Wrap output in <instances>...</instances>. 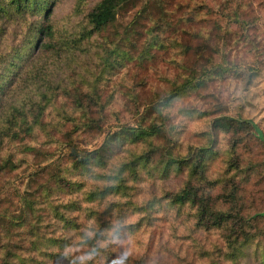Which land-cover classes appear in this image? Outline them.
Here are the masks:
<instances>
[{
	"label": "trees",
	"instance_id": "obj_1",
	"mask_svg": "<svg viewBox=\"0 0 264 264\" xmlns=\"http://www.w3.org/2000/svg\"><path fill=\"white\" fill-rule=\"evenodd\" d=\"M182 1L178 2L177 11H168L169 7L174 5L172 4L174 0H156L153 3V8L160 11L161 21H166L167 16L170 15L171 24V17H176L175 15L178 14L180 18L176 17V26L182 23L190 30H194L192 35L187 31L182 33V36L187 38L181 37L170 43L171 63L181 65V61H185L187 55H196L199 59H204V62L196 68L181 65L183 69V73L180 74L183 76L181 85L176 86L177 89L170 96L158 102L156 108L160 106L171 109L180 96L184 97L191 92L205 89L211 71L218 76L240 69L241 66L233 63L232 60L234 47L238 49L247 45L259 51L258 56L262 54L261 50H264V45L258 42L260 39L257 35L258 29L256 34L252 30L257 28L258 21L249 18V12L254 8L251 0ZM136 4L137 0H100L90 10L81 12L82 19L75 26L73 44L69 46L55 38L52 17L54 2L0 0L1 30L4 32L9 24L13 26L12 46L10 50L0 53V154L3 153L5 143L11 140L17 127L25 123L28 125L27 129L21 131L33 132L34 124L31 118L34 115L38 120L46 110L56 114L61 113L54 105L58 97V89L62 96L72 99V110L80 113L76 118L67 115V112L63 113L72 123L63 124L59 119L51 123L53 131L63 137L59 146L60 160L51 164V169H43L46 171L45 177L40 172L36 174L38 186L35 193L28 195L31 202L25 200L26 210L23 221L11 219L9 224L11 227H23L28 224L25 228L33 235L30 250L36 254V257L29 258L26 252L15 254L14 259L11 258L13 263L8 264H48L63 261L65 264H115L127 259L121 246L127 237H132L134 242L141 246L142 256L139 259L144 264H179L178 261L181 259L178 255L184 253L183 249L186 248L183 239L192 244L193 240L195 241L193 237H182L183 239L175 237L176 245L183 247L179 252L175 249L174 254H177V257L174 255L169 257L167 263L161 261L160 255L164 249L169 252L171 250L163 245L161 248H153L152 242L147 240L144 243L141 240L147 230L155 229L154 226L160 221L158 216L161 214L164 215L163 221L170 216L175 221L176 227L180 226L178 221L181 216L185 215L186 218L188 216L193 225L190 227L192 233L197 226L208 230L229 225L230 234L225 238L224 242L227 244L225 249L218 245L204 247L206 250H203L201 257L210 259L206 264H246L248 261H245L246 257H252L248 253L253 248L250 240L239 242L235 239L241 226L238 219L232 221L222 214H214L211 209V198L200 194L195 185L196 180L206 181L207 173L212 169L211 157L215 154L211 149H200L189 161L177 159L170 154L169 158H165V154L162 161L155 162L153 156L158 148L151 143H149L151 147L144 150L139 147L142 142H149L152 136L158 135L161 129H164L163 125L159 127L153 125L138 129L125 127L120 132L110 135L107 145L118 148V155H104L103 149L87 154L74 151L75 146L72 143L74 140L79 141L88 136L97 137L103 132L105 124L109 120L110 122L114 120L107 114L110 112L109 102L102 101L99 111H94L89 106L95 99L100 100L102 77H105L108 70L117 64L114 62L115 59H109L113 56L114 48L109 50L110 44H108L105 50L103 45L94 43V37L113 26L120 11ZM159 4L162 8H159ZM187 7L188 10H185ZM147 11H150L149 6L142 9L143 14L148 13ZM141 18L140 16L139 19ZM134 23L136 25V22ZM230 26L236 28L231 29ZM154 31L153 29L150 33ZM126 33L128 37L142 34L132 28ZM148 37L141 58H146L151 53L157 41L164 43L159 37L156 39L151 34H148ZM3 46L0 42V51ZM25 48L26 53H24ZM82 48L101 49L98 51L100 55L111 51L104 59V64L98 73L94 72L89 61H79L77 56L74 60L65 58L67 54H78L81 50V53L85 52ZM32 49L33 52L28 53L27 50ZM123 53L126 58L130 54L126 51ZM89 54L90 57L85 54L86 59L91 60L95 57L94 53ZM178 57L181 59L179 62ZM217 59H219L218 63ZM74 66L80 69L74 74H68L67 72ZM77 77L81 78V83L75 85L74 89L69 80H75ZM137 96L134 94L135 99ZM111 97L114 102L118 95L114 93L108 98ZM196 112L183 110L182 114L185 117H192ZM110 113L117 115L116 112ZM55 116L61 118V115ZM27 118L30 122H27ZM230 122L228 124L226 119H219L214 122V127L220 130L221 127L236 129L235 122ZM242 123L245 126L249 125V129H257L253 123ZM65 127H69L66 133L62 131ZM44 128L45 126L41 125L37 129L44 131L46 130ZM51 136L55 138L54 135ZM260 138L259 135V140ZM133 146L136 147V152L132 149ZM221 156H223L222 162L227 161L228 157L230 159L228 154ZM169 177H182L185 180L180 188L170 190L169 193L165 192L162 197L148 198L142 203L136 202L135 194L144 191L140 189L141 185L155 182L157 179L166 180ZM201 203L204 204L202 209ZM45 212L52 216L53 223L50 226V229L54 227L52 231L44 227ZM135 216L136 219L130 221ZM85 220L89 221L88 229L91 234L84 231ZM165 246L167 247L166 244ZM84 247H87L84 249L88 257L86 259L81 256L72 257L67 253L70 248ZM258 252H263V256H256L255 262L262 264L264 249ZM221 254L223 255L218 261L217 258ZM106 256L108 259L102 261Z\"/></svg>",
	"mask_w": 264,
	"mask_h": 264
},
{
	"label": "rangeland",
	"instance_id": "obj_2",
	"mask_svg": "<svg viewBox=\"0 0 264 264\" xmlns=\"http://www.w3.org/2000/svg\"><path fill=\"white\" fill-rule=\"evenodd\" d=\"M47 1L48 3L54 2L52 17L54 18L55 38L70 46L73 44L75 26L82 19L81 12L90 10L100 0ZM155 2L156 0H137L135 6L120 11L113 26L108 27L103 34L94 37V43L103 45L105 50L108 44H110L109 50L114 48L113 56H110L109 59H115L114 62L117 64L108 70L105 77H102L100 100L95 99L89 106L92 110L99 111L100 103L107 101L110 103L108 111L116 112L117 115L107 112L109 118L114 120L111 122L109 120L105 124L103 132L99 136L83 137L79 141L74 140L72 142L75 146L74 151L87 154L103 149L104 155H118V148L107 145L110 135L120 132L125 127L138 129L153 125L157 127L163 125L164 129L162 128L158 135L152 136L149 142H142L139 147L144 150L151 147L149 145L151 143L158 148L159 150H156V154L153 156L155 162L162 161L165 154V158H169L171 155L177 159L189 161L200 149H211L215 154L211 157L212 169L208 171L206 181L196 180L195 185L200 194L211 198V209L214 214H222L232 221L238 219L241 226L235 239L239 242L250 240L253 244V248L248 251L252 257H246L245 261L248 260L246 264H259L255 262V259L256 256H263V252L258 251L264 249V50H261L262 54L258 56L259 51L252 47L249 48L247 45L238 47V49L234 47L232 60L233 63L241 66L240 69H236L230 74H218V76L211 71L205 89L191 92L184 97L180 96L171 109H164L160 106L156 108L158 102L170 96L177 89L175 87L181 85L183 81V76H180L183 73L181 65L196 68L204 62V59L201 60L196 55H187L185 61H181L180 57L177 58L178 62L181 61V65L171 63L172 48L170 43L181 37L187 38V36H182V33L187 31L189 35H192L194 30H190L182 23L176 26V17L180 18L178 14L175 15L176 17H171V24L169 23L170 15L167 16L166 21H161L159 9L153 8ZM178 2L183 1L174 0L172 3L174 5H171L172 7L170 6L168 11H177ZM251 2L254 8L253 11H248L249 18L258 21L257 28H252V30L256 34L258 29L257 35L260 38L258 42L264 45V4H260L264 3V0H251ZM145 6H149L150 11L143 14L142 9ZM159 8H162V5L159 4ZM140 16L141 19H139ZM134 25L135 27H133ZM131 28L141 32V36L128 37L126 32ZM230 28L235 29L236 27L230 26ZM1 29L0 23V33H2L0 42L4 45L0 53H3L10 50L12 46L13 26L9 24L4 32ZM153 29L155 31L150 33ZM148 34L156 39L159 37L164 43L157 41L151 53L146 58H141L145 44L149 39ZM231 48L232 46L229 50ZM82 49L85 52L81 53V50L80 54H67L65 58L74 60L77 56L79 61H89L95 73L101 70L104 59L111 52L100 55L101 53L98 51L101 49ZM24 51L26 53V48ZM27 51L30 53L33 52V49ZM124 51L130 53L127 58ZM86 53L89 57V53H94L95 57L91 60L86 59ZM216 62L218 63L219 59ZM71 69L67 72L68 74H74L80 68L74 66ZM73 81L75 82L73 83ZM69 82L72 83V88H76L75 85L81 83V78L70 79ZM58 91L54 105L60 109L61 113L56 114L46 110V113L38 120L33 114L35 118H31L34 124L33 132L21 131V129H27L28 125L25 123L17 127L11 140L5 143L3 153L0 154V167H2L0 170V264L13 263L11 259H14L13 255L24 252L31 259L36 257V254L30 250L33 235L25 228L28 224L26 223L23 227H11L9 224L11 219L23 221V214L26 210L25 200L31 202L28 195L35 193L38 186L36 174L40 172L45 177L46 171L43 169H51V164L60 160L58 159L59 146L62 144L60 141H63V137L53 131L51 123L57 119L63 124L72 123L64 117V112H67V115L72 118L80 116V113L71 108L73 106L72 99L62 96L59 89ZM114 93L118 95V98L117 100L114 98L113 102V98L108 97ZM134 94L138 95L136 99ZM183 110L197 112L192 117H185L182 114ZM55 115H61V118ZM116 119L118 120L116 121ZM219 119H226L228 124L231 123L230 121H234L236 129L230 130L221 127L220 130L215 128L214 122ZM27 122H30L28 118ZM242 122L253 123L257 129H249V125L245 126ZM41 125L45 126L46 130H38L37 128ZM68 128L65 127L62 131L66 133ZM86 135H91V133H86ZM132 149L137 151L135 146ZM222 154L230 155V159L228 157L227 161L222 162ZM184 180L182 177H169L166 180L157 179L155 182L145 183L140 186V189L144 191L135 194L134 199L136 202L142 203L148 198L162 197L165 192L169 193L180 188ZM64 201L66 202V200ZM202 207H204L203 203L200 205L201 209ZM43 215L45 229L52 231L54 229V227L50 229L53 223L52 216L48 212ZM35 216L37 217L36 213ZM158 217L160 221L156 225L154 224L155 229L147 230L141 240L144 243L147 240L152 242L153 248H161L163 245L171 250L169 252L164 249L161 253L160 259L163 263H167L169 257L173 255L177 257V254L174 253L179 252L183 247L176 245L175 237L181 239L191 236L195 239L191 244L182 238L186 248L183 249L184 253L178 255L181 259L178 261L179 264L193 262L206 264L210 259L201 257V254L206 250L204 247L210 248L212 245H218L224 249L227 247L224 241L230 234L229 225L208 230L196 225L197 227H193L192 233L190 227L193 225L188 216L187 218L185 215L180 217L179 227L174 225L175 221L170 216H167L165 221H163L164 215L161 214ZM134 219L136 216L132 217L130 221H134ZM88 223L89 221L85 220L84 231L91 234ZM136 243L132 237L124 239L121 246L127 259L115 264H144L139 259L142 256L141 246ZM86 248H70L67 253H70L72 257L81 256L86 259L88 258L85 254L86 250H84ZM175 249L176 251H174ZM223 254L218 256V261ZM107 259V256L103 257L102 261ZM48 264H65V262Z\"/></svg>",
	"mask_w": 264,
	"mask_h": 264
}]
</instances>
